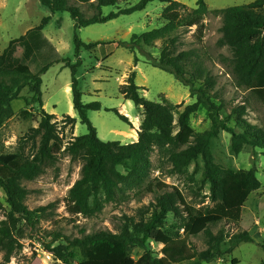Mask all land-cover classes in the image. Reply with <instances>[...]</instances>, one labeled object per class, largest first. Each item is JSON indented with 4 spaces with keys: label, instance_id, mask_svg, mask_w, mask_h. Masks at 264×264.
Returning <instances> with one entry per match:
<instances>
[{
    "label": "trees",
    "instance_id": "16d2710c",
    "mask_svg": "<svg viewBox=\"0 0 264 264\" xmlns=\"http://www.w3.org/2000/svg\"><path fill=\"white\" fill-rule=\"evenodd\" d=\"M53 15L69 13L75 21L74 47L77 62L62 59L56 47L45 36L44 29L50 23L47 17L42 24L26 35L12 40L0 55V131L15 117L13 103L24 100L27 106L37 105L41 121L37 128H31L20 139L15 153L0 152V190L6 196L9 211L0 221V253L3 264H9L21 251L27 232H35L42 219L54 210L55 203L47 207L30 209L27 205L29 190L24 182L35 181L59 161L63 139L55 115L44 110L43 79L56 62H64L72 72V95L74 110L81 123L87 127L84 136H74L64 148L73 161L82 163L81 177L70 189L65 206L73 217L93 218L101 214L109 204L121 201L127 191L140 190L145 185L148 192L155 189L152 183V154L157 151L160 168L169 177L182 176L187 169L198 162L203 163L202 186L209 185V194L202 195L198 204L190 202L179 186L171 192L159 195L156 201L138 210L136 216H125L117 232L100 231L70 239L60 232H49L50 240L43 245L61 264H187L188 248L183 236L177 233L163 247L159 255L148 249L150 242L157 239L169 215L181 221L182 228L189 236H203L206 249L197 253L193 264L212 263L225 255L232 254L241 244L253 243L247 230L230 235L224 229L215 233L213 226L223 222L238 224L242 220L244 207L249 197L262 188L256 169L234 170L216 162L212 141L223 132L231 134L232 150L240 155L246 146L262 149L264 154V130L251 124L246 118V108H237L235 126H230L231 118L221 120L225 102L217 92L218 79L206 67L203 50L206 32V17L213 13L221 16L222 37L220 48H228L231 57H223L230 62L231 74L238 89L250 91L264 104V0L210 12L206 0H198L197 8L184 17L186 6L177 0H142L137 6L103 15V8L118 7L120 2L129 0H74L88 6L95 13L88 17L72 0H39ZM166 4L162 19L165 25L160 29L141 36L134 35L131 42L120 46L133 54L141 51L147 63L156 69L171 74L190 89L194 104H173L166 97L157 103L147 100L136 84L137 73L132 71L127 82L120 86V93L132 101L143 117L138 142L122 144L104 142L99 138L89 113L103 110L100 102L85 104L78 79L83 66V51H93L101 45L115 42L84 43L78 31L96 24H105L121 15H131L145 10L150 3ZM187 12V11H186ZM196 28L194 37L200 48L180 50L181 36ZM163 44L160 57H154L145 48ZM139 59L135 60V67ZM35 66V71L32 67ZM28 89L30 96L23 92ZM201 108L209 113L212 128L197 133L192 126V118ZM116 113L123 121L129 118L117 109H107ZM20 116L28 120L33 114L23 110ZM78 120L65 116L63 129L75 131ZM239 130V131H238ZM32 144L28 154L26 148ZM4 204L0 200V211ZM228 243V250L222 248ZM264 248V247H263ZM137 249L145 251L136 259ZM234 264H237L235 260Z\"/></svg>",
    "mask_w": 264,
    "mask_h": 264
},
{
    "label": "rangeland",
    "instance_id": "374dc122",
    "mask_svg": "<svg viewBox=\"0 0 264 264\" xmlns=\"http://www.w3.org/2000/svg\"><path fill=\"white\" fill-rule=\"evenodd\" d=\"M142 0H129L120 2L118 7L103 8V15L108 16L113 12L137 6ZM187 10L183 12L186 17L189 12L197 8L198 0H177ZM257 0H206L210 12L224 10L231 7L248 5ZM72 4L81 8L88 17L95 11L88 6L71 1ZM167 7L160 2L150 3L145 10L135 12L131 15H121L105 24H96L78 31L80 39L86 43L99 41L115 42L101 45L93 51H83L81 58L83 66L79 70L78 79L80 89L83 93V102L90 104L100 102L103 110L90 112L89 117L93 126L97 129L99 138L104 142H120L124 145L131 144L129 138L133 132L134 123L138 118L142 119L141 112L132 101H128L120 93V86L127 82L132 71L137 73L136 84L143 88L141 94L149 101L161 103L162 97H166L173 104H194L196 99L191 98L190 89L178 82L175 77L164 71L154 68L147 62V57L141 51L136 54L120 46V43L131 42L134 35L141 36L165 25L162 19L163 12ZM187 11V12H186ZM51 17L50 23L44 29L45 36L56 47L62 59L77 62L74 47L75 21L69 13H58L53 15L39 0H0V55L7 49L12 40L27 34L28 31L40 26L42 21ZM206 32L204 38L205 65L218 79L217 92L220 100L225 102V110L221 113V120L231 118L230 126L236 127L233 112L244 106L246 108L245 118L253 125L264 130V104L250 91L240 90L236 87L231 74L230 62H224L223 57H231L228 48H220L218 41L222 37L221 29L223 20L221 16L209 14L205 20ZM196 28L181 36L180 50L200 48L194 37ZM163 49L161 42L155 47L145 48L146 52L159 58ZM139 59L137 67L135 60ZM35 71V66L32 67ZM43 79V101L44 110L57 118L61 137L63 139L62 150L58 154L59 161L54 167L31 182H24L29 190L27 205L34 210L39 207H47L56 204L55 209L50 210L47 218L42 219L35 232H27L21 239L22 249L9 264H61L55 257L45 250L43 240H50L46 236L49 232H60L64 236L75 239L84 235L100 231L117 232L124 221L125 216H136L138 210L156 201V197L171 192L174 186H179L186 198L198 204L202 195L209 194V185L202 186L203 163H193L184 175L169 177L160 168L159 155L152 154L153 171L152 183L155 187L153 193L148 192L145 185L140 190L127 191V195L118 203L109 204L104 211L93 218L73 217L65 206L70 189L81 177L82 163L73 161L64 153V148L74 136L80 137L88 133L73 106L72 95V72L65 68L64 62H56L50 67ZM71 87V90H68ZM25 97L30 96L29 90L23 92ZM15 117L8 121L0 131V152L15 153L19 147V141L31 128H37L41 121L40 109L37 105L27 106L24 100L13 103ZM107 109H117L122 115L129 118L130 123L123 121L116 113L108 112ZM28 110L33 117L25 120L20 114ZM71 116L78 120L75 131L70 128L63 129V118ZM192 126L197 133L209 131L212 123L209 113L201 108L192 118ZM239 131V130H238ZM231 134L223 132L221 136L212 141L213 154L216 162L234 170L256 169L257 177L262 188L253 193L243 211L242 220L235 224L223 222L213 226L215 233L224 229L230 235L247 230L254 239L253 243L241 244L232 254L210 264H264V154L262 149H253L246 146L240 155L232 150ZM33 150L32 144L26 148L29 154ZM0 200L4 204V210L0 211V221L5 218V212L9 211L6 196L0 190ZM177 233L183 236L188 248L189 261L193 264L197 260L196 254L205 250L206 244L203 236L194 238L182 228L181 221L174 215H169L166 224L159 231L156 240L150 242L148 249L155 256L159 255L166 243ZM228 243L222 248L226 252ZM145 251L137 249L134 252L136 259L141 258ZM0 264H3V254L0 253ZM208 264V263H204Z\"/></svg>",
    "mask_w": 264,
    "mask_h": 264
},
{
    "label": "crops",
    "instance_id": "0c3cea01",
    "mask_svg": "<svg viewBox=\"0 0 264 264\" xmlns=\"http://www.w3.org/2000/svg\"><path fill=\"white\" fill-rule=\"evenodd\" d=\"M68 90L70 91L71 87H68ZM142 119H143V117H142ZM142 119L140 121L138 118H136L137 121L134 123L132 135L129 136V138H131L133 140L132 143L138 142V140H139L138 131L140 130ZM75 133H76V128H75Z\"/></svg>",
    "mask_w": 264,
    "mask_h": 264
}]
</instances>
